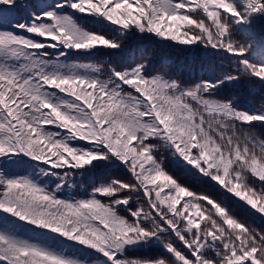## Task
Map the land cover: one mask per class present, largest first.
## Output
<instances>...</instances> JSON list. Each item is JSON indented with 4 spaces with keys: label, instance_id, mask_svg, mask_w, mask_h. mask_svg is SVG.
I'll use <instances>...</instances> for the list:
<instances>
[{
    "label": "snow or ice",
    "instance_id": "snow-or-ice-1",
    "mask_svg": "<svg viewBox=\"0 0 264 264\" xmlns=\"http://www.w3.org/2000/svg\"><path fill=\"white\" fill-rule=\"evenodd\" d=\"M229 199L264 221V0H0V264H264Z\"/></svg>",
    "mask_w": 264,
    "mask_h": 264
},
{
    "label": "trees",
    "instance_id": "trees-1",
    "mask_svg": "<svg viewBox=\"0 0 264 264\" xmlns=\"http://www.w3.org/2000/svg\"><path fill=\"white\" fill-rule=\"evenodd\" d=\"M106 57H104L103 55L97 57L96 59L98 61H102L103 59H105ZM164 58L167 59H171L174 60L175 59V54L170 52V51H158L157 53V60L162 61ZM249 99H256L258 101L259 97H253L251 95H249ZM171 161H169V167H171ZM177 173L178 174H182V170L177 169ZM194 187L199 190V191H209L210 190V186L207 184H204L201 181L198 180H194V181H190ZM229 206L232 208L234 214L247 221V223L252 224L253 226L260 228V227H264V221H262L259 216L257 215H252L249 210L247 209V207L242 206L241 204L237 203L235 200L229 199L228 201ZM148 250V249H145ZM141 252V251H140ZM140 252L138 253H130V255H138L141 256ZM157 252V249L153 248L151 250H149L148 252H146V256H150V255H155Z\"/></svg>",
    "mask_w": 264,
    "mask_h": 264
},
{
    "label": "rangeland",
    "instance_id": "rangeland-1",
    "mask_svg": "<svg viewBox=\"0 0 264 264\" xmlns=\"http://www.w3.org/2000/svg\"><path fill=\"white\" fill-rule=\"evenodd\" d=\"M149 250H151V249H148V250H142V251L140 252L141 256H146V255H147L146 252H148Z\"/></svg>",
    "mask_w": 264,
    "mask_h": 264
}]
</instances>
